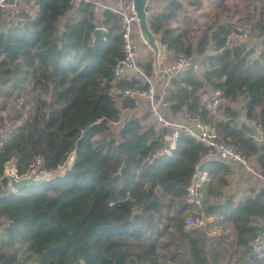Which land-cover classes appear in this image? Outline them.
<instances>
[{"label": "trees", "instance_id": "obj_1", "mask_svg": "<svg viewBox=\"0 0 264 264\" xmlns=\"http://www.w3.org/2000/svg\"><path fill=\"white\" fill-rule=\"evenodd\" d=\"M198 1H191L194 10ZM252 1L239 20L252 23L251 34L231 44L234 23L227 15L221 21L219 12L197 27L191 16L173 27L187 12L183 0H171L150 25L176 59L184 52L198 63L205 55L202 71L189 67L172 77L165 117L201 113L264 176V140L248 137L252 127L238 121L245 110L264 128V0ZM124 56L119 16L88 1L23 0L16 17L0 12V89L30 102L22 122L0 133V264H262L264 242L260 250L252 245L264 238V181L228 190L239 171L211 158V148L187 133L167 153L173 128L155 122L147 108L137 113L135 99L117 93L147 88L115 76ZM141 64L151 75L152 58ZM216 91L214 115L206 105ZM73 154L63 175L19 191L5 174L12 160L19 177L38 161L50 174ZM198 170L212 179L199 189L203 209L220 214L231 238L199 227L184 231L189 213H201L189 201Z\"/></svg>", "mask_w": 264, "mask_h": 264}, {"label": "built area", "instance_id": "obj_2", "mask_svg": "<svg viewBox=\"0 0 264 264\" xmlns=\"http://www.w3.org/2000/svg\"><path fill=\"white\" fill-rule=\"evenodd\" d=\"M18 3L11 5L9 0H0V12H8L12 17H16L23 8V0H17ZM81 0H71L74 4ZM93 4L95 11L109 10L117 14L120 18L121 32L124 42L125 56L114 66L113 71L116 77L123 78L129 77L131 79H138L147 85V88L141 89L139 87H131L126 89L117 90L118 94L124 97L135 99V105L139 106L143 102L148 104V109L151 112L152 118L155 122L160 124L163 128H173L171 134H166V138L171 143H177L182 133L196 138L211 148L210 157L218 159L221 162L231 164L243 172L251 173L262 181L264 176L259 173L249 162L248 158L235 144L228 140L220 138L217 129L213 124L207 122L201 115L197 113L190 115L184 113L181 121H171L167 119L163 113V109L168 106L164 100L166 88L171 82L174 75L183 71L192 65H197L193 61V57L188 56L184 52H180L175 64L170 68L172 74L165 84V89L161 94V98L156 100L155 89L151 75H149L140 62V46L141 42L136 38V16L131 12V2L126 0H83ZM252 23L249 21H237L234 23L232 31L227 36V43H235L237 41L246 39L251 34ZM205 63V62H204ZM219 94V92H217ZM217 94L212 97L208 103L207 108L209 111L216 115L219 111V99ZM252 129L247 133L248 137L256 138L259 140L264 139V128L260 123L255 120H250ZM203 180V179H202ZM209 214L200 213L198 216L191 215L185 221L184 231H190L192 228H203L204 232L210 236H216V225L218 221L215 219L210 220ZM216 234V235H215Z\"/></svg>", "mask_w": 264, "mask_h": 264}, {"label": "rangeland", "instance_id": "obj_3", "mask_svg": "<svg viewBox=\"0 0 264 264\" xmlns=\"http://www.w3.org/2000/svg\"><path fill=\"white\" fill-rule=\"evenodd\" d=\"M108 1H111V0H108ZM183 1H184V5L189 8L188 11L190 13L189 15L191 16V18L196 19V15H197L196 12L197 11L194 10V5H192V2H191L192 0H183ZM201 1H202L201 8H203L202 10H204V6L205 7L207 5L209 6V4L211 3L209 0H201ZM218 3H219V0H215L214 2L211 3L212 6L214 7L212 13L219 12L221 21L226 20L227 19L226 17L229 16L231 21L233 23H236L237 21L244 19V17L246 16L247 8H245V7L247 5H250V3H254V2L252 0H229L226 4L225 9H222L220 7L217 8ZM197 4H199V1L197 2ZM216 4H217V6H216ZM226 10H229V11L225 12ZM225 15H227V16L225 17ZM183 16H184V14H183ZM180 19H183V17L180 16ZM190 22L192 24H194L195 27H197L199 25V24L196 25L191 20H190ZM141 54L143 56L147 55V49L145 47L142 49ZM28 99L29 98L18 97L15 95V93H14L13 97L9 98V97L5 96V94L3 93V90L0 89V133H4V135H8V133L13 128H15L17 124L22 122L23 116H25V113L27 112V108L30 105V102ZM145 102H143V104H140L139 106H137V113L138 112L140 113V111H142V105H145L144 104ZM127 115H128V112H124L121 120L124 121L126 119ZM122 121L120 123L112 124L111 131L116 132L118 130V128L120 127V125L122 124ZM100 138H103V136H100ZM74 158H75V155L74 154L71 155L69 160L63 166H61L57 171L50 173V174L41 173L40 162L38 161L37 164L32 169L31 173H34L36 177L46 176L49 178H54L56 176L63 175L66 172V170L70 167V165L73 163ZM239 173H240V175L242 174L241 171H239ZM5 174L7 176H9L10 174H16L15 160H12V161L7 163L6 169H5ZM239 177L241 178V176H239ZM243 186H244V184L241 185L240 187L242 188ZM191 215L192 214L189 213L188 218L191 217ZM186 220H187V218H186ZM224 229L226 230V235H223V236H225L226 238H231L233 236L232 227L229 224H227L226 226H224ZM252 247H254L257 250H260L263 246L262 245L260 246L258 243H256V244L254 243L252 245ZM241 256H242V254H241ZM260 258H261V262H262V256H260ZM232 262H233V260L229 261L230 264ZM247 263H250V261L246 260V262H244V264H247ZM235 264H237V262ZM239 264H241V263H239Z\"/></svg>", "mask_w": 264, "mask_h": 264}, {"label": "crops", "instance_id": "obj_4", "mask_svg": "<svg viewBox=\"0 0 264 264\" xmlns=\"http://www.w3.org/2000/svg\"><path fill=\"white\" fill-rule=\"evenodd\" d=\"M170 1L171 0H151V4L148 7V10L153 13L152 16L155 15V14H157V13H163V12H165L166 7L169 5ZM209 1L212 3L215 0H209ZM211 3L209 4V6L208 5L206 7L204 6V10H202L203 9V8H201L202 1L199 0V7H198L197 10H195V11H197L196 12L197 13V15H196V21L197 22H196V24L202 25V24H205L206 22H211V18L210 17L213 14L212 12H213V9H214V7L212 6ZM184 9L187 12H181L182 15L180 14V16L183 17V19L174 20L173 21V24H172L173 27H180L181 28V27L186 26V24L189 22V17H190V15H189L190 13L188 11L189 8L184 5ZM183 14H184V16H183ZM187 16H188V19L186 18ZM144 47L147 49V55L146 56H143L141 54V51H142V49ZM164 50H165V71H170V68L174 65V63L172 62L173 63L172 64L170 61L173 60L172 58H174L175 60H177L176 57H175V56H177L176 55V51H174V50H171V51L167 50V48H166L165 45H164ZM139 55H140V62H142V63L148 57H150V58L153 59V56L148 53V47L145 46L142 43H141V46H140V53H139ZM199 58H201V59L198 60V63H196L197 65H195L194 68H197L199 71H202L206 67L204 65L205 64L204 63L205 55L204 56H201ZM217 92L218 91H216V92L213 93V95L211 96V98H209L208 103L210 102V100L212 99V97L217 94ZM217 97H219V94H217ZM208 103H207L206 107L208 106ZM144 104L145 105H142V107H144L145 109L147 108V110H148V104L147 103H144ZM242 104L243 103L239 104L238 106L241 107ZM144 108H142V111H140V114L145 113L144 112ZM175 120L181 121L182 118H181V116H179L177 118L175 117ZM250 120L251 119H247L246 118L245 110L241 111V115L238 118L239 124L242 123V122L247 121L249 123V125H250ZM172 121H173V119H172ZM176 144L177 143H171L170 142L168 148H166L165 151L167 153H170L171 150L173 148H175ZM237 170L238 171H241L242 174L240 175L239 172H236L235 171L236 173L233 176V179L231 180L230 186L227 188L228 190H230L232 188V186L235 189H238V188L239 189H243L244 187H249V186H251V184L253 185L255 182L260 181V179L255 178V176L253 174H251V173H247L245 171L243 173V171L240 170L239 168ZM197 174L199 175V178L197 180V184H196V187H195V192L192 193L190 191L189 201L196 203L198 209L201 210L200 211L201 213L202 212L203 213H206V211L203 209V199H202L203 194L201 192H199V189H200V187L202 185L208 183L212 179H211V176L208 174V172H204V171L198 170ZM236 175L237 176L238 175L241 176V178L239 176L237 177ZM243 184H244V186L241 188L240 186L243 185ZM246 191H248V188H246ZM206 196L209 197L208 195H205V197ZM240 197H242V194L240 196H238L237 199H239ZM206 214H209L210 215L209 216V219L210 220L215 219V221H218V223L216 225V231L214 230V233H217V231H218V233H217V235L216 234L215 235L218 236V237L219 236L222 237L223 235H226V230L224 229V225L221 222L222 221V217L220 216V214L215 213V212L212 213V214L211 213H206ZM261 256H262V262H263L262 264H264V255H261Z\"/></svg>", "mask_w": 264, "mask_h": 264}, {"label": "water", "instance_id": "obj_5", "mask_svg": "<svg viewBox=\"0 0 264 264\" xmlns=\"http://www.w3.org/2000/svg\"><path fill=\"white\" fill-rule=\"evenodd\" d=\"M131 2V12L136 16L135 26H136V38L145 46L148 47V53L153 56L152 59V74L151 78L153 81V86L155 89L156 100L161 98V94L165 89V84L172 74V71H165V50L164 44L161 38L155 34L150 25V19L152 17V12L148 10L151 4V0H126ZM18 3L17 0H9V4L14 5ZM101 28H98L96 33H98ZM192 65L191 68H194ZM229 122H234V119H228ZM10 186L14 191H19L26 187L35 186L42 184L51 178L43 176L36 177L34 173H31L24 177H18L16 174H10ZM199 175L196 174L192 180V185L190 191L195 192V187ZM138 211H135L136 215ZM11 225L13 223L11 222ZM264 242L263 237H259L257 243L261 245Z\"/></svg>", "mask_w": 264, "mask_h": 264}]
</instances>
